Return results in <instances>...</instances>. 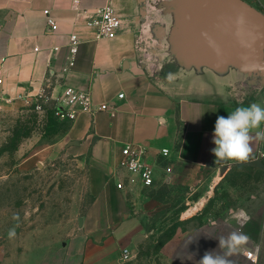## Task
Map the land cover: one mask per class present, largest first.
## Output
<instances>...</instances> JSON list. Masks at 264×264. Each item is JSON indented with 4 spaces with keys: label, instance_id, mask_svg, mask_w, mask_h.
Here are the masks:
<instances>
[{
    "label": "crops",
    "instance_id": "crops-1",
    "mask_svg": "<svg viewBox=\"0 0 264 264\" xmlns=\"http://www.w3.org/2000/svg\"><path fill=\"white\" fill-rule=\"evenodd\" d=\"M108 1L121 17V27L114 38L95 39L72 0H0V97L33 96L45 85L58 94L68 85L90 88L97 104L114 107L112 111L79 115L72 121L69 135L77 150L90 151L94 164L109 168L115 184L111 190L118 192V199L110 204V215L100 224L99 214L91 218L103 194V188L99 190L96 202L88 209L91 213L85 214L90 218L83 219L74 234L51 248L38 264H137L142 253L133 240L144 233V224L139 216H128L131 206L127 195L119 190L113 177L122 145L146 144L153 160L161 147H168L169 182L207 187L221 170L211 151L215 147L212 141L217 117H227L235 108L252 103L264 107L262 88L245 86L240 56L222 59L217 71L204 66L213 74L212 84H188L182 74L173 84L153 79L141 62L152 50L150 36L160 18L153 15L157 11L152 0H82L81 5L95 10ZM246 1L263 11L264 0ZM45 10H49L57 29L50 30ZM72 33L82 38L74 55L70 52ZM70 56L74 64L65 70ZM121 92L125 94L123 98L119 97ZM251 146L249 161L259 158L260 141L254 139ZM249 161H228V167L250 165ZM226 218L215 219L219 222L215 229L205 221L176 233L163 243L151 264H197L206 251H220L215 237L231 230H241L251 237L254 244L250 250L257 260L260 223L251 218L239 222L232 219L231 227H226ZM130 220L142 225L135 227ZM196 236L186 250L195 254L193 259L178 258L185 251L186 241ZM125 247L132 252L129 260L123 257ZM249 256L242 253L232 259L236 264H258Z\"/></svg>",
    "mask_w": 264,
    "mask_h": 264
},
{
    "label": "rangeland",
    "instance_id": "rangeland-1",
    "mask_svg": "<svg viewBox=\"0 0 264 264\" xmlns=\"http://www.w3.org/2000/svg\"><path fill=\"white\" fill-rule=\"evenodd\" d=\"M167 10L182 12L177 5H167ZM153 15L159 17L160 12ZM180 23L178 18L176 23L166 24L169 35L163 47L150 41L152 50L141 58L145 72L157 81L173 84L181 79L169 65L170 54L177 50L170 45L174 42L170 33ZM31 98L1 101L0 264H38L45 253L79 228L80 217L90 218L85 214L96 202L99 190L103 188V194L91 218L99 214L100 224L107 220L110 204L119 195L111 190L115 184L109 168L94 164L90 151L82 153L73 146L75 140L69 135L72 121L54 115V102L40 109L37 98ZM260 161L262 166L234 164L223 174L219 170L207 187L162 178L153 189L127 195L131 206L128 216H139L144 224L145 237L135 244L142 253L137 264H151L161 243L210 217H228L229 209L245 211L246 217L240 221L251 218L260 223L256 263L264 264V157ZM169 162H160L163 177ZM130 224L142 225L133 220ZM13 227L16 236L10 239L8 232Z\"/></svg>",
    "mask_w": 264,
    "mask_h": 264
},
{
    "label": "water",
    "instance_id": "water-1",
    "mask_svg": "<svg viewBox=\"0 0 264 264\" xmlns=\"http://www.w3.org/2000/svg\"><path fill=\"white\" fill-rule=\"evenodd\" d=\"M151 4L160 12V18L150 40L160 48L169 35L165 25L181 19L179 28L170 33L174 36L170 45H175L177 50L170 54L169 65L177 74L184 76L185 83L205 81L212 84L213 74L204 66L217 71L222 59L240 56L246 88H264L263 11L246 0H152ZM167 5H177L182 12L165 11ZM248 163L262 166L260 159ZM218 164L223 174L229 162ZM79 223H83V217L79 218ZM144 237V234L137 235L134 243H139Z\"/></svg>",
    "mask_w": 264,
    "mask_h": 264
},
{
    "label": "built area",
    "instance_id": "built-area-1",
    "mask_svg": "<svg viewBox=\"0 0 264 264\" xmlns=\"http://www.w3.org/2000/svg\"><path fill=\"white\" fill-rule=\"evenodd\" d=\"M73 6L79 9L80 19L84 21L87 29H90L94 33L95 39L114 38L118 35L119 27H121V17L117 14L114 6L111 2H107L103 6L91 10L87 7H82V0H72ZM264 8V6H263ZM47 13V22L50 26V30L58 28L55 20L49 13V10H45ZM264 12V9H263ZM82 42V38L77 33H72L70 36V52L74 55L79 44ZM58 47H55L57 50ZM69 66L65 70L71 68L74 64V59L70 56ZM0 78V83L2 82ZM264 91V88H262ZM124 92L119 94L120 98L124 97ZM36 97L38 100L37 107L42 108L48 103L54 102V106L51 111L54 115L61 119H68L74 121L81 114H94L96 111H106L112 109L108 103L97 104L94 100L92 91L90 88L81 89L74 86L65 85L63 89L58 93H54V88L49 85L43 86L35 95H20L22 100L30 101ZM13 100L10 96L0 97L1 101ZM262 130H264V125ZM171 154V150L168 147H161L156 153L154 160L152 159L151 148L146 144L125 143L121 147V158L118 162V167L113 173V177L116 181V185L119 190L123 191L126 195H139L144 190L158 186L159 182L164 178V181L169 182L168 172L170 167L166 168L165 176H162L160 168L163 167L162 161L166 160ZM264 157V141H260L259 158ZM124 259L129 260L132 252L128 247L123 249ZM252 260L256 258L249 256Z\"/></svg>",
    "mask_w": 264,
    "mask_h": 264
},
{
    "label": "clouds",
    "instance_id": "clouds-1",
    "mask_svg": "<svg viewBox=\"0 0 264 264\" xmlns=\"http://www.w3.org/2000/svg\"><path fill=\"white\" fill-rule=\"evenodd\" d=\"M262 124H264V107L258 103L237 107L227 117L218 116L215 121L212 141L215 147L211 150L216 158L215 163L227 161L244 163L249 161L252 158L253 149L251 145L253 140L264 141V130H260ZM253 132H255L254 136ZM242 217H246L243 209L238 211L229 209L224 225L231 227L230 221L232 219L239 222ZM13 219L18 221V215H14ZM208 224L212 229L219 226V222L211 217ZM15 236L16 231L13 227L9 229L8 237L12 239ZM198 236L190 237L186 241L185 251L178 258L181 260L193 259L195 254H189L186 250L188 245L196 240ZM215 238L218 239V249L220 251H206L197 264H236V261L232 259L233 257L242 253H247L250 256L254 254L250 250L254 242L248 234L241 230H231L227 235H219Z\"/></svg>",
    "mask_w": 264,
    "mask_h": 264
},
{
    "label": "trees",
    "instance_id": "trees-1",
    "mask_svg": "<svg viewBox=\"0 0 264 264\" xmlns=\"http://www.w3.org/2000/svg\"><path fill=\"white\" fill-rule=\"evenodd\" d=\"M170 238H171V237H170ZM170 238H169V239H170ZM169 239H167V240H169ZM167 240H166V241H167ZM166 241H165V242H166ZM165 242H163V243H165ZM163 243H161V244L163 245ZM162 245H161V246H162Z\"/></svg>",
    "mask_w": 264,
    "mask_h": 264
},
{
    "label": "bare ground",
    "instance_id": "bare-ground-1",
    "mask_svg": "<svg viewBox=\"0 0 264 264\" xmlns=\"http://www.w3.org/2000/svg\"><path fill=\"white\" fill-rule=\"evenodd\" d=\"M196 208V207H195ZM192 212V211H191ZM190 213V212H189ZM190 215V214H189Z\"/></svg>",
    "mask_w": 264,
    "mask_h": 264
}]
</instances>
